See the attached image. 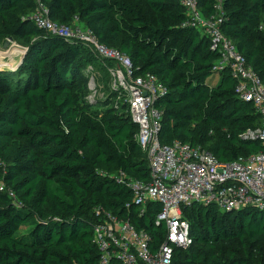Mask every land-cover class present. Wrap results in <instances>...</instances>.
I'll return each instance as SVG.
<instances>
[{
	"label": "trees",
	"instance_id": "16d2710c",
	"mask_svg": "<svg viewBox=\"0 0 264 264\" xmlns=\"http://www.w3.org/2000/svg\"><path fill=\"white\" fill-rule=\"evenodd\" d=\"M41 1L53 22H78L129 57L138 76L166 87L155 103L162 145L201 147L223 164L264 153L259 140L243 138L259 130L261 115L238 97L229 72L208 82L220 54L185 26L177 0ZM197 2L205 18L222 13V33L264 83V0ZM36 7L0 0V44L20 40L27 51L13 69L0 67V264H98L97 210L149 234L155 251L167 235L157 222L162 207L136 206L130 187L151 181L140 128L117 94L87 101L83 69L100 60L82 43L39 29L31 20ZM182 214L193 245L175 249L172 264H264L263 209L231 213L194 203Z\"/></svg>",
	"mask_w": 264,
	"mask_h": 264
},
{
	"label": "built area",
	"instance_id": "2783aa9c",
	"mask_svg": "<svg viewBox=\"0 0 264 264\" xmlns=\"http://www.w3.org/2000/svg\"><path fill=\"white\" fill-rule=\"evenodd\" d=\"M35 1L37 7L31 20L39 29L69 42L82 43L98 60L110 63L106 70L117 94V104L122 101L138 124L137 141L151 170L149 183H130L134 203L141 209L150 203L162 207L157 222L166 225L167 235L155 251L150 247L152 239L149 234L137 231L129 221L97 210L99 221L93 228L94 244L100 252L98 264H172L175 249L187 250L193 245L190 224L183 218L182 208L194 203L216 205L220 211L231 213L250 207L264 210V153L223 164L201 147L180 142L162 145V114L155 103L166 93V87L153 75L138 76L129 57L99 43L94 34L78 22L73 26L53 22L42 1ZM177 1L186 11L185 26L209 37L211 50L220 54L212 72H229L237 81L238 97L252 103L261 115L259 130L247 132L243 138L259 140L264 146L263 81L235 44L222 33L221 12L205 18L197 0ZM4 189L0 183V191ZM7 192L15 197L12 191Z\"/></svg>",
	"mask_w": 264,
	"mask_h": 264
},
{
	"label": "rangeland",
	"instance_id": "374dc122",
	"mask_svg": "<svg viewBox=\"0 0 264 264\" xmlns=\"http://www.w3.org/2000/svg\"><path fill=\"white\" fill-rule=\"evenodd\" d=\"M0 48V51L3 53V59L7 62V65H9L5 66V68L13 69L16 65L20 64L25 52V45L22 41L13 40L6 50L3 49L4 44H0ZM101 63V61H96L83 69L82 78L86 79L88 89H90V86L94 89L87 98L89 102L97 99L103 100L111 95L115 96L116 94L112 88V80L109 72L104 69ZM220 78V74H214L208 82L217 85L220 82ZM120 103H122V101H120ZM26 232L27 229L22 227L19 234L23 235Z\"/></svg>",
	"mask_w": 264,
	"mask_h": 264
},
{
	"label": "crops",
	"instance_id": "0c3cea01",
	"mask_svg": "<svg viewBox=\"0 0 264 264\" xmlns=\"http://www.w3.org/2000/svg\"><path fill=\"white\" fill-rule=\"evenodd\" d=\"M4 50H6L5 48H3ZM0 50H1V48H0ZM4 57H3V53L0 51V64L1 63H3V64H5V66H9V65H7V62L3 59ZM9 62V61H8ZM17 63V62H16ZM95 81V80H94ZM94 89H93V87H91L90 86V91L92 92Z\"/></svg>",
	"mask_w": 264,
	"mask_h": 264
},
{
	"label": "water",
	"instance_id": "95a60500",
	"mask_svg": "<svg viewBox=\"0 0 264 264\" xmlns=\"http://www.w3.org/2000/svg\"><path fill=\"white\" fill-rule=\"evenodd\" d=\"M11 42H12V40H8V41L4 44V48L7 49V47L9 46V44H11ZM26 53H27V51L24 52V55H23V57H22V61H23V58H24V56H25ZM4 66H5V64H1L0 67H4Z\"/></svg>",
	"mask_w": 264,
	"mask_h": 264
}]
</instances>
